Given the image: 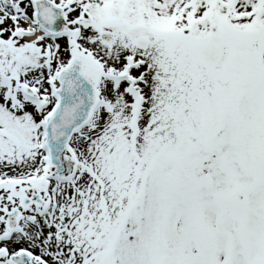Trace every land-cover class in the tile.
I'll list each match as a JSON object with an SVG mask.
<instances>
[{
    "label": "snow or ice",
    "instance_id": "obj_1",
    "mask_svg": "<svg viewBox=\"0 0 264 264\" xmlns=\"http://www.w3.org/2000/svg\"><path fill=\"white\" fill-rule=\"evenodd\" d=\"M0 264H264V0H0Z\"/></svg>",
    "mask_w": 264,
    "mask_h": 264
}]
</instances>
